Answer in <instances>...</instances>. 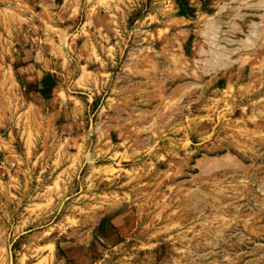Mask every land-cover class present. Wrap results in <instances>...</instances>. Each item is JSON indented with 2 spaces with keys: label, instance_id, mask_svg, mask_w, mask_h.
Instances as JSON below:
<instances>
[{
  "label": "rangeland",
  "instance_id": "374dc122",
  "mask_svg": "<svg viewBox=\"0 0 264 264\" xmlns=\"http://www.w3.org/2000/svg\"><path fill=\"white\" fill-rule=\"evenodd\" d=\"M0 264H264V0H0Z\"/></svg>",
  "mask_w": 264,
  "mask_h": 264
}]
</instances>
